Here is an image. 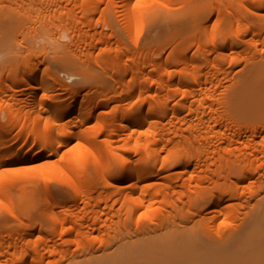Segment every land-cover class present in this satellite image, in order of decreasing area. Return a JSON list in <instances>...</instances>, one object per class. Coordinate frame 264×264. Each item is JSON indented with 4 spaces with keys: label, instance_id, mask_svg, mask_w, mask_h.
I'll return each instance as SVG.
<instances>
[{
    "label": "bare ground",
    "instance_id": "obj_1",
    "mask_svg": "<svg viewBox=\"0 0 264 264\" xmlns=\"http://www.w3.org/2000/svg\"><path fill=\"white\" fill-rule=\"evenodd\" d=\"M2 52L0 264H264V0H0Z\"/></svg>",
    "mask_w": 264,
    "mask_h": 264
},
{
    "label": "rangeland",
    "instance_id": "obj_2",
    "mask_svg": "<svg viewBox=\"0 0 264 264\" xmlns=\"http://www.w3.org/2000/svg\"><path fill=\"white\" fill-rule=\"evenodd\" d=\"M11 1H13V0H11ZM13 6V5H12ZM95 28H96V30H100V29H102L101 28V25L100 24H96L95 25ZM104 30L106 31L107 29L106 28H104ZM53 31H54V33L56 34V33H59V32H61V29L60 28H55V30L53 29ZM53 33V34H54ZM39 43H36L35 44V47H37V45H38ZM16 51H23V49H22V47L21 46H19L18 48H16ZM15 52V51H14ZM10 53V54H13V56H14V54L16 53ZM7 53V52H6ZM5 53V55H3V52L1 53L2 55H0V67L2 66V65H4V64H7L9 61H11V60H9V59H7V58H10L11 59V57H12V55H10L9 53H7L6 54ZM18 53V52H17ZM16 55V54H15ZM39 57H43L42 55H39ZM4 59V60H3ZM51 58L50 57H45L44 58V60H46V62L47 63H50L51 61H49ZM5 62V63H4ZM3 63V64H2ZM51 64V63H50Z\"/></svg>",
    "mask_w": 264,
    "mask_h": 264
},
{
    "label": "clouds",
    "instance_id": "obj_3",
    "mask_svg": "<svg viewBox=\"0 0 264 264\" xmlns=\"http://www.w3.org/2000/svg\"><path fill=\"white\" fill-rule=\"evenodd\" d=\"M62 37L67 40V39H70V37H68L67 33H62Z\"/></svg>",
    "mask_w": 264,
    "mask_h": 264
}]
</instances>
